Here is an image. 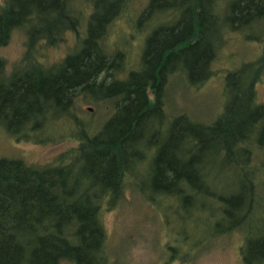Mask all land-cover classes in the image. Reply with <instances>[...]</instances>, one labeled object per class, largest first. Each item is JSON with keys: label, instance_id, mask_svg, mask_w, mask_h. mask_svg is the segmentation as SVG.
Here are the masks:
<instances>
[{"label": "trees", "instance_id": "1", "mask_svg": "<svg viewBox=\"0 0 264 264\" xmlns=\"http://www.w3.org/2000/svg\"><path fill=\"white\" fill-rule=\"evenodd\" d=\"M83 1L90 3L83 37L75 36L74 49L48 66L33 48L54 46L66 31L78 35L81 18L70 0L0 5V48L14 29L26 37L24 55L9 74L0 59V130L31 143L75 144L45 166L0 157V264H109L100 216L128 184L160 212V203L171 209L172 200L181 209L213 201L210 237L243 229L264 185V105L255 92L264 77V0H148L131 27L146 32L136 67L109 82L105 76L117 72L121 54L106 55L100 42L132 0ZM232 31L263 50L256 61L226 74L222 112L210 122L187 113L169 116L172 79L201 87ZM79 92L107 103L108 115L79 122L70 114ZM57 122H67L66 132L52 134ZM217 162L239 172L242 182L234 190L213 189ZM188 239L181 247L205 241L189 245ZM242 251L246 264H264V232L246 240Z\"/></svg>", "mask_w": 264, "mask_h": 264}, {"label": "rangeland", "instance_id": "2", "mask_svg": "<svg viewBox=\"0 0 264 264\" xmlns=\"http://www.w3.org/2000/svg\"><path fill=\"white\" fill-rule=\"evenodd\" d=\"M3 2L4 0H0V5ZM70 2L71 9L81 18L80 24L77 25L78 35L66 31L54 46L46 47L42 42L36 44L33 48L34 54L44 65L59 63L74 49L77 40L75 36L80 39L83 37L90 3H84L83 0ZM147 2L148 0H132V7L128 12L121 14L105 29L100 42L102 49L108 56H113L116 52L121 54L117 61L119 64L116 62L117 72L111 77L105 76V82L113 78L121 79L125 77L127 70L135 69L146 32L143 27L136 33L133 30V33L131 27L134 18L144 9ZM78 10L82 13L77 12ZM250 31L253 36L257 35L255 30ZM25 40L23 31L14 29L7 43L0 48V59L4 62L7 74L22 59L26 48ZM262 50L261 43L246 41L240 32H229L212 61V76L201 87L192 88L186 86L183 81L172 79L173 89L168 102L169 116L187 113L193 119L207 122L216 118L225 103L226 74L243 63L256 61L262 55ZM103 76L104 72L100 78L103 79ZM255 92L258 103L264 105V77L255 85ZM102 95L103 92L100 91L94 96L100 98ZM74 98L70 114L76 115L81 123L82 120L102 121L109 113V106L102 100L94 99L83 92H79ZM66 124L67 122H57L51 125L52 134L66 132ZM74 146L68 139L31 143L7 136L0 130V157L20 159L29 165H49L56 156ZM211 169L209 181L213 189L229 192L242 182L239 172L230 169V163L217 162ZM130 185L132 184H128L118 203L113 208L102 211L100 216L109 264H244L241 248L246 240L254 239L258 233L264 232V185L259 192L260 200L251 221L246 223L243 229L218 233L213 237H210L215 231L214 223L210 222V216L215 210L213 201L202 202L203 209H199L198 205L194 208L186 205V208L181 209L179 202L172 200L170 209V204L161 205L162 199L155 198L160 201L156 202L162 206L161 213L156 206L146 202L138 192L129 187ZM147 192L152 196L153 193L148 188ZM239 217L238 215L236 219ZM186 237L190 240L189 245L199 239L205 241L195 249L191 246L181 247L182 240Z\"/></svg>", "mask_w": 264, "mask_h": 264}, {"label": "flooded vegetation", "instance_id": "3", "mask_svg": "<svg viewBox=\"0 0 264 264\" xmlns=\"http://www.w3.org/2000/svg\"><path fill=\"white\" fill-rule=\"evenodd\" d=\"M242 248H243V247H242ZM242 248H241L242 260H243V263L246 264V263H245V254H244V252L242 251Z\"/></svg>", "mask_w": 264, "mask_h": 264}]
</instances>
